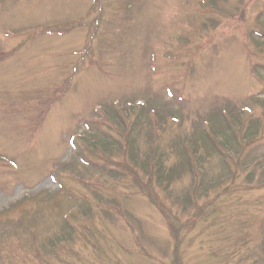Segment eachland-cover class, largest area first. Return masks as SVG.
Segmentation results:
<instances>
[{"label":"rangeland","instance_id":"374dc122","mask_svg":"<svg viewBox=\"0 0 264 264\" xmlns=\"http://www.w3.org/2000/svg\"><path fill=\"white\" fill-rule=\"evenodd\" d=\"M0 264H264V0H0Z\"/></svg>","mask_w":264,"mask_h":264},{"label":"trees","instance_id":"16d2710c","mask_svg":"<svg viewBox=\"0 0 264 264\" xmlns=\"http://www.w3.org/2000/svg\"><path fill=\"white\" fill-rule=\"evenodd\" d=\"M113 112H111L112 114ZM244 131V130H242ZM205 132V137H203V140L207 141L208 143H213L214 139L213 137L209 134L210 131H204ZM227 131L223 130V129H217V134H220V135H224L226 134ZM226 142H227V145H231L233 148H235L237 151L241 148H243L245 146V143H247L248 141L249 142H253L255 137H253L252 135L250 136L248 133H247V136H246V140H243L242 138H240L237 134L235 136H227L226 137ZM103 142L104 144L106 145H117L116 143H114L115 141L114 140H111L109 141V139H105L104 136H103ZM204 141V142H205ZM211 141V142H210ZM197 143H193V146H196ZM94 144L91 143V146H93ZM210 145V144H209ZM191 147V146H190ZM207 148H210L207 146ZM240 151V150H239ZM192 162V161H191ZM195 173V171H194ZM68 229V227H67ZM177 235V238H178V234L176 233Z\"/></svg>","mask_w":264,"mask_h":264}]
</instances>
